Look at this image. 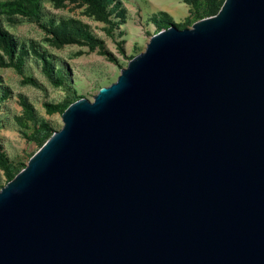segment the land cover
Segmentation results:
<instances>
[{
    "label": "water",
    "instance_id": "water-1",
    "mask_svg": "<svg viewBox=\"0 0 264 264\" xmlns=\"http://www.w3.org/2000/svg\"><path fill=\"white\" fill-rule=\"evenodd\" d=\"M0 188V264H264V0L152 35Z\"/></svg>",
    "mask_w": 264,
    "mask_h": 264
},
{
    "label": "rangeland",
    "instance_id": "rangeland-1",
    "mask_svg": "<svg viewBox=\"0 0 264 264\" xmlns=\"http://www.w3.org/2000/svg\"><path fill=\"white\" fill-rule=\"evenodd\" d=\"M224 0H0V188L150 37Z\"/></svg>",
    "mask_w": 264,
    "mask_h": 264
},
{
    "label": "trees",
    "instance_id": "trees-1",
    "mask_svg": "<svg viewBox=\"0 0 264 264\" xmlns=\"http://www.w3.org/2000/svg\"><path fill=\"white\" fill-rule=\"evenodd\" d=\"M83 1H88V0H83ZM223 3V2H222ZM221 6V5H220ZM220 6H218V7H215V6H213V7H211L210 8V10H209V16L210 15H213V14H215L217 11H218V9L220 8ZM71 102H66L64 105H63V109H62V111H64V109L70 104ZM47 139V138H46Z\"/></svg>",
    "mask_w": 264,
    "mask_h": 264
}]
</instances>
